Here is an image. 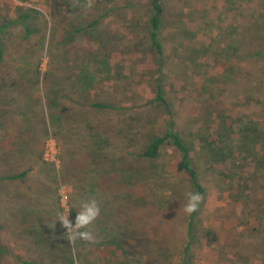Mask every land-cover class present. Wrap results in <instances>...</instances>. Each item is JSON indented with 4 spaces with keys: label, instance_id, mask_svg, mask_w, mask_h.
I'll return each mask as SVG.
<instances>
[{
    "label": "rangeland",
    "instance_id": "obj_1",
    "mask_svg": "<svg viewBox=\"0 0 264 264\" xmlns=\"http://www.w3.org/2000/svg\"><path fill=\"white\" fill-rule=\"evenodd\" d=\"M165 3L160 63L149 0H0V264H181L193 191L179 154L165 144L156 159L135 155L169 120L188 138L232 129L216 168H198L188 264H264V0ZM91 199L98 242L73 249L56 219L70 209L75 223Z\"/></svg>",
    "mask_w": 264,
    "mask_h": 264
},
{
    "label": "trees",
    "instance_id": "obj_2",
    "mask_svg": "<svg viewBox=\"0 0 264 264\" xmlns=\"http://www.w3.org/2000/svg\"><path fill=\"white\" fill-rule=\"evenodd\" d=\"M165 1L166 0H149L150 15L147 17L149 46L156 56L159 57L160 63L162 62L161 59L165 54V49L160 38V34L166 19L168 18V10ZM9 23L11 24V22ZM22 24L23 29L26 31V35L33 32V30L30 29L32 22H26L23 20ZM1 28H3V26H0V29ZM42 38H45V34L42 35ZM4 59V44L0 38V64L4 61ZM17 70H19V68H17ZM36 78H38L37 71ZM155 93V100L170 112V105L164 96V88L162 87L160 78H157ZM47 98L49 121L52 125L60 126L62 121L60 114L61 112L55 109L56 106L53 105V102L48 95ZM89 106L95 109L116 108V106L111 103L99 101L91 102L89 103ZM206 121L208 123L209 119L207 118ZM223 122L226 125L225 120ZM211 123L216 124L217 122L213 120ZM226 127H228L229 131L227 129H216L209 133L200 134L199 130H197L194 135L192 134L193 137L188 138V136L183 131L175 128L174 122L172 120H169L168 127L165 129V131L161 135L152 136L142 147V149L135 153V155L136 157L142 158L144 160H153L160 155L163 145H171L179 154V160L176 164V171L187 176L193 192H198L200 195H204L205 189L199 180L198 168H200V166L203 167L202 165H207L206 167L210 169L216 168L215 164H218L219 161L217 157L221 155V152L227 148L226 143L228 141V134H226V132L232 131L230 125H226ZM225 161L226 160L223 159L220 162L223 163ZM26 175L27 171H21L19 173L8 175L7 178H24ZM195 215L196 212L188 215V220L186 223V237L188 241L182 251L184 256L181 264H188L190 245L194 240ZM124 233V231L123 234L121 233L120 244L126 251L131 252L133 251V247L130 245V238L125 237Z\"/></svg>",
    "mask_w": 264,
    "mask_h": 264
},
{
    "label": "clouds",
    "instance_id": "obj_3",
    "mask_svg": "<svg viewBox=\"0 0 264 264\" xmlns=\"http://www.w3.org/2000/svg\"><path fill=\"white\" fill-rule=\"evenodd\" d=\"M203 197L198 192H188L186 194V203L183 206V211L186 215H191L197 212ZM100 206L95 199L83 201L78 209L75 217V223L69 219L70 209H65L62 214L58 215V220L61 227L66 229L64 233L69 245L74 249L78 240L88 243H97V238L89 228L91 224L100 215ZM49 227L54 228L55 222ZM75 264V261H74Z\"/></svg>",
    "mask_w": 264,
    "mask_h": 264
},
{
    "label": "built area",
    "instance_id": "obj_4",
    "mask_svg": "<svg viewBox=\"0 0 264 264\" xmlns=\"http://www.w3.org/2000/svg\"><path fill=\"white\" fill-rule=\"evenodd\" d=\"M47 157H48V154H46V159H47ZM49 157H50L51 160H53L52 154L49 155ZM44 159H45V158H44Z\"/></svg>",
    "mask_w": 264,
    "mask_h": 264
}]
</instances>
